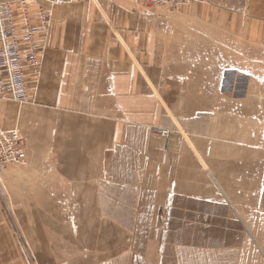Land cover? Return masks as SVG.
Wrapping results in <instances>:
<instances>
[{
    "label": "crops",
    "instance_id": "0c3cea01",
    "mask_svg": "<svg viewBox=\"0 0 264 264\" xmlns=\"http://www.w3.org/2000/svg\"><path fill=\"white\" fill-rule=\"evenodd\" d=\"M41 6L31 3L34 19ZM0 124L27 142L23 172L39 184L26 192L60 194L59 205L65 195L72 210L108 209L109 193L140 202L167 170L186 169L189 185L191 161L214 162L232 207L264 225V0L244 11L134 0L53 7L35 102L0 103ZM56 218L51 232L41 218L33 230L24 221L42 263L82 264L125 239L112 238L122 223L108 214ZM18 240L0 227V264L17 260Z\"/></svg>",
    "mask_w": 264,
    "mask_h": 264
},
{
    "label": "rangeland",
    "instance_id": "374dc122",
    "mask_svg": "<svg viewBox=\"0 0 264 264\" xmlns=\"http://www.w3.org/2000/svg\"><path fill=\"white\" fill-rule=\"evenodd\" d=\"M253 1L205 0L203 4L210 9L244 11L254 2H263ZM190 164L189 185L186 169L176 167L154 184V194H142L140 202L131 200L129 194L109 193L111 207L98 210H72L65 195L59 205L60 194L26 192V184H39V176L25 174L23 166L8 167L0 172V227L19 238L20 254L13 264H56L55 258L47 257L42 263L34 255L24 237V221L30 220L33 230L41 218L45 230L51 232L48 229L53 228L56 217L103 214L122 223L112 225V238L125 235V239H112L111 254L81 255L82 264H264V225L248 224L244 211L232 207L216 182L214 162H202L203 167L197 161ZM122 196L130 199L118 208ZM148 196H154V202L145 201ZM57 201L59 207L55 208ZM40 202L46 203L45 207L39 208Z\"/></svg>",
    "mask_w": 264,
    "mask_h": 264
},
{
    "label": "built area",
    "instance_id": "2783aa9c",
    "mask_svg": "<svg viewBox=\"0 0 264 264\" xmlns=\"http://www.w3.org/2000/svg\"><path fill=\"white\" fill-rule=\"evenodd\" d=\"M77 0H0V103L20 106L33 104L44 52L49 45L52 8ZM144 7H185L205 0H134ZM39 7L33 18L31 3ZM162 131L161 136H167ZM27 142L19 130H5L0 124V171L23 166L27 161Z\"/></svg>",
    "mask_w": 264,
    "mask_h": 264
}]
</instances>
